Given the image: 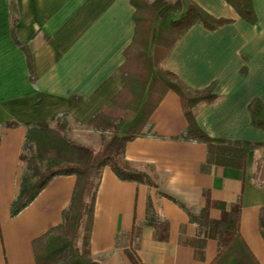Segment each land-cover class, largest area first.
I'll return each instance as SVG.
<instances>
[{
	"label": "crops",
	"instance_id": "obj_1",
	"mask_svg": "<svg viewBox=\"0 0 264 264\" xmlns=\"http://www.w3.org/2000/svg\"><path fill=\"white\" fill-rule=\"evenodd\" d=\"M190 1L231 23L215 31L192 27L163 68L194 90L215 84L218 100L196 114L207 136L264 145V130L253 126L250 112L254 100L264 103V0H253L254 26L225 0ZM156 19L153 31L160 27ZM137 32L132 0H0V264H37L35 244L63 223L77 184L75 176L55 178L12 216L27 126L64 114L86 126L102 111L124 110L137 82L153 78V64L134 46ZM149 89L150 82L136 92L143 97L139 111ZM187 128L180 96L168 91L150 115L147 136L126 148L128 161L154 167L156 185L123 182L104 169L90 243L101 264H215L220 241L237 232L241 240L216 264H264V148L243 162L237 145L232 158L215 144L214 155L220 152L223 162H209L206 144L181 139ZM183 206L203 217L193 222ZM135 224L131 245L126 236Z\"/></svg>",
	"mask_w": 264,
	"mask_h": 264
},
{
	"label": "trees",
	"instance_id": "obj_2",
	"mask_svg": "<svg viewBox=\"0 0 264 264\" xmlns=\"http://www.w3.org/2000/svg\"><path fill=\"white\" fill-rule=\"evenodd\" d=\"M225 1L248 24L254 26L258 23L259 18L253 0ZM183 2L188 5L186 10L183 8ZM132 3L137 7L139 25L134 46L136 47L138 43L140 45L139 53L147 58L149 64L150 62L153 64H150L154 69L153 78L152 80L148 78L144 83L142 81L137 82L134 94L129 97L128 105L124 107V110L119 111L116 115L102 111L84 126L100 134V146L91 149L70 141L63 131L64 125L73 121L65 114L57 116L52 122L27 126V135L21 155L24 173L18 194L11 206L12 216L20 214L29 207L55 178L62 176H75L77 178L72 202L64 212L63 223L35 244L37 264H101V260L93 256L90 243L96 198L103 171L105 168H111L123 182H134L150 187L156 185L154 167L137 165L128 161L126 148L128 143L135 138L146 135V128L149 127L150 129V115L168 91H174L180 96L188 121L187 131L181 139L206 144L209 148V162L214 159L219 163L223 162L222 157L224 156L220 152L218 156L214 155L215 144L226 149L225 152L229 151L224 155L231 157L230 149L232 145H237L238 155L243 158V162H246L251 151L259 146L264 148V145L213 140L207 136L197 125L196 114L200 106L215 104L218 100V96L214 93L215 84L203 90H194L176 75L165 71L163 68V64L173 47L192 27L199 25L207 30L215 31L231 23V21L213 17L190 0H176L173 4L167 0H155L153 2L132 0ZM168 6L169 8L162 12ZM12 8L13 13H15V8ZM143 13H146L145 16ZM160 13V27L153 31V23ZM173 15H176L178 19L173 18ZM17 20L18 17L15 13L13 22L16 23ZM150 42L152 43L151 54L148 55ZM149 82L150 89L148 90L147 101L142 110L139 111L143 97H137L136 92H145V85ZM158 85L157 90L156 86ZM152 93L155 98H153V102H150ZM250 112L253 126L264 130V103L254 100L250 105ZM128 124H130L128 131L123 132ZM183 209L193 222H199L200 218L203 217V213L196 217L191 212L192 209L185 206ZM231 217L232 220H235L236 214ZM136 226L135 224L133 232L126 236L131 245L134 244L138 235ZM229 226L230 224L227 223L228 229ZM261 231L264 237V218L261 221ZM240 240V235L237 232L229 240L220 241L219 256L215 264L219 263L220 259L224 257L223 255L229 252L227 250ZM120 244L119 237V239L117 238V246Z\"/></svg>",
	"mask_w": 264,
	"mask_h": 264
},
{
	"label": "rangeland",
	"instance_id": "obj_3",
	"mask_svg": "<svg viewBox=\"0 0 264 264\" xmlns=\"http://www.w3.org/2000/svg\"><path fill=\"white\" fill-rule=\"evenodd\" d=\"M157 25L160 23V17L157 16ZM157 26L155 27V29ZM151 42L149 45V51L151 50ZM64 135L75 144L83 145L91 149H96L100 146L101 138L100 134L93 131L92 129L84 126L77 125L74 122H69L64 125ZM129 264V263H124Z\"/></svg>",
	"mask_w": 264,
	"mask_h": 264
}]
</instances>
